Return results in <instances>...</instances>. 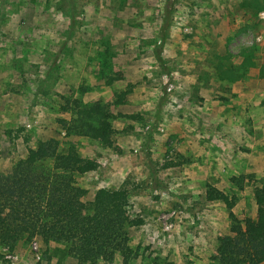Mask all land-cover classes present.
<instances>
[{
    "label": "rangeland",
    "instance_id": "obj_1",
    "mask_svg": "<svg viewBox=\"0 0 264 264\" xmlns=\"http://www.w3.org/2000/svg\"><path fill=\"white\" fill-rule=\"evenodd\" d=\"M172 2L0 0V173L9 171L39 140L67 139L56 122L63 116L62 97L114 102L117 94L129 91L123 104L111 107L115 114L135 116L113 120L115 143L117 136L134 132L149 146L153 136L172 137L173 128L187 115V101L204 100L200 95L204 90L210 104L223 111L221 121L239 126L234 133L241 141L231 145L234 148L223 147L224 160L208 164L214 175L207 171L208 178L193 184V192L182 201L171 198L186 187L185 178L154 177L155 170L162 171L176 158L177 149L163 146L154 153L146 145L130 143L126 153L143 169L139 175L111 179L116 174H111L110 163L120 154L87 138L75 142L81 157L98 163L94 171L78 178L88 198L99 187L123 185L130 213L142 218L140 226L128 230L136 264H210L217 237L228 232L229 219L222 202L205 199L206 185L217 182L234 199V213L243 217L255 214L253 186L264 184V161L257 171L244 173L249 168V110L256 108L258 116L264 112V0ZM220 60L254 66L241 79L229 82L216 79L214 65ZM117 72L122 79L106 85ZM170 84L173 88L168 91ZM139 93L148 95L144 108L136 107ZM191 117L198 128L211 124L198 114ZM228 134L220 138L227 140ZM231 162L235 165L229 166ZM249 174L252 181L245 177L242 187L231 179ZM175 186L178 193H173ZM172 211L176 214L169 217ZM184 221L185 237L180 239L175 227ZM0 264H77V260L64 245H44L34 238L20 242L13 251L0 246Z\"/></svg>",
    "mask_w": 264,
    "mask_h": 264
},
{
    "label": "trees",
    "instance_id": "obj_2",
    "mask_svg": "<svg viewBox=\"0 0 264 264\" xmlns=\"http://www.w3.org/2000/svg\"><path fill=\"white\" fill-rule=\"evenodd\" d=\"M165 29L164 25L161 41L165 39ZM253 66L245 61L237 66L220 60L214 65V74L217 79L233 82ZM120 79L122 75L117 72L108 77L106 85ZM127 93L117 94L114 102L62 97L63 116L56 122L64 137L70 139L39 140L26 148V154L15 160L9 171L0 173L2 248L13 251L20 242L30 243L38 238L44 245H64L77 264H136L137 253L130 246L128 230L140 226L143 220L130 213L128 192L123 185L99 187L88 198V191L78 184V178L94 171L98 163L81 157L75 142L79 137L87 138L121 154L112 122L116 117L135 116L115 114L111 107L123 104ZM170 165L172 162H167L165 167ZM245 177L250 183L253 175L231 179L242 187ZM204 195L208 201L222 202L229 219L228 232L217 237L210 264H264V184L253 186L254 215L238 217L232 210L234 199L211 184L206 185Z\"/></svg>",
    "mask_w": 264,
    "mask_h": 264
},
{
    "label": "crops",
    "instance_id": "obj_3",
    "mask_svg": "<svg viewBox=\"0 0 264 264\" xmlns=\"http://www.w3.org/2000/svg\"><path fill=\"white\" fill-rule=\"evenodd\" d=\"M203 91L204 90H201L200 95L201 97H204V100L199 99V101L195 102L194 104L191 98L187 101V105L189 107L188 110H186L187 115H184L183 124L179 122L180 126L178 124V126H175L173 128V135L171 138L153 136L151 144L148 146L147 143H144V140L142 139L140 134H136L134 132L117 136L118 145L121 148L122 153L120 155H117L119 161H117L118 159L115 158L116 161L114 160V162L110 163V169H113L112 171L114 172L111 174H116L115 176L111 175V179L113 177L114 179H118L119 177H124L128 174L139 175V171L143 169L142 165L141 167L137 166V163L134 162L136 160L133 156H130L128 153H126L130 143H134L139 146L146 145L145 148H148L154 153L160 152L163 146L165 148L168 147L169 149L172 148V150L177 149L178 154H176V158L170 160V162H172V165L164 167L162 171L155 170L154 174V177L159 180L163 175L166 174L173 175L174 179L185 178L184 183L186 184L187 188H182V190L178 193V191L176 190L178 186H175V190L173 193L178 194H173V197L171 199H175L177 201L184 200V198H186V195H191V193L193 192L192 188H190L193 184L195 185V183H197L199 180L208 178V175H206L207 171L214 175V170H212L211 165L208 164H213L214 161H217L218 163L224 160L223 156L220 155L223 151V147L225 146V149L227 150L233 144H237L238 146L240 145L241 138H237L234 133L235 131L237 132L236 129H238L239 126L234 127V125H232L229 121H221L220 117L223 114V111H219L220 108L217 105L210 104V100H207L210 95ZM248 95L252 96L250 94ZM147 100V93L137 94L136 107L144 108L148 104ZM124 106H126V104ZM119 109L124 113L133 112V110H123L121 108ZM193 113L198 114L203 119L207 118L208 120H210L211 124L207 123V126L202 125L200 128H198L195 123H192L193 118L191 116ZM248 115V140L246 147L249 148V168L246 169L244 173L257 171L258 164H261L264 161V112L259 113L258 116V114H256L255 108L249 110ZM137 130L138 129L136 128L134 129V131ZM227 132L230 133V135L228 134V141L226 139L220 138L224 135V133ZM166 140L167 142L165 143ZM215 151H219V155L216 154V156H214L213 153ZM147 161L148 158H145V162ZM232 163L235 165V162H231L229 166H231ZM253 166L254 168H252ZM211 185L222 190L217 182H213ZM184 226L185 221L184 223L180 222L176 224L175 231L180 232L177 235V238L184 239L185 236L184 232L182 231V228Z\"/></svg>",
    "mask_w": 264,
    "mask_h": 264
},
{
    "label": "built area",
    "instance_id": "obj_4",
    "mask_svg": "<svg viewBox=\"0 0 264 264\" xmlns=\"http://www.w3.org/2000/svg\"><path fill=\"white\" fill-rule=\"evenodd\" d=\"M172 88H173V85L170 84L167 89L168 91H170ZM175 214H176V211H172L171 214H169V217H172ZM162 218H165V216H163ZM171 225L172 224H170L168 227H170Z\"/></svg>",
    "mask_w": 264,
    "mask_h": 264
}]
</instances>
